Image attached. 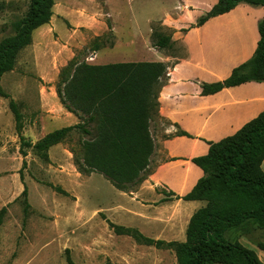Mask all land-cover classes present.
Masks as SVG:
<instances>
[{"label":"crops","instance_id":"1","mask_svg":"<svg viewBox=\"0 0 264 264\" xmlns=\"http://www.w3.org/2000/svg\"><path fill=\"white\" fill-rule=\"evenodd\" d=\"M103 1L105 12L90 13L85 12L82 5L70 10L68 1L57 3L54 0L50 22L34 31L32 44L21 54L28 51L44 82H54L76 56L72 47L54 45L56 38L70 41L71 46L80 49L89 44L94 49L88 58L89 64L162 62L169 66L166 83L159 93L158 117L170 122V126L164 130V135L156 134L154 138L153 170L130 191L117 189L100 174L111 184L108 190L115 201L109 206L93 208L96 228L91 239L95 248L103 242L123 239L136 251L140 245L130 236L117 235L110 228V221L137 229L154 240L185 242L192 216L205 205L203 201L177 198L191 192L204 176V171L193 159L208 154L209 142L234 135L264 111V83L247 82L210 95L202 93V86L227 79L236 67L254 56L260 41L259 23L264 20V6L240 3L230 12L198 25L199 19L218 0H158L151 3L141 0L137 11L114 10L108 0ZM149 9L154 11L153 14L145 11ZM139 17L146 18L144 24ZM58 21L67 22L65 37L58 32ZM155 22H161L173 31L172 40L184 47V56L173 58L153 46L152 24ZM30 59L24 61L27 68ZM19 63L20 56L16 68ZM56 95L67 123H71L70 126L77 124L79 117L69 112L58 93ZM42 100H47L45 93ZM178 129L189 136H171ZM97 227L103 231L102 236ZM254 234L255 241L245 235L239 236L238 241L245 246L246 240L251 243L255 250L247 247L264 263V249L259 247V243L264 244V232L258 230ZM110 252H120V249L113 246Z\"/></svg>","mask_w":264,"mask_h":264},{"label":"trees","instance_id":"2","mask_svg":"<svg viewBox=\"0 0 264 264\" xmlns=\"http://www.w3.org/2000/svg\"><path fill=\"white\" fill-rule=\"evenodd\" d=\"M243 2L264 6V0H218L199 19L198 25L230 12ZM54 4V0H29L27 13L13 23L14 34L0 41V80L16 68L21 52L32 44L34 31L50 22ZM5 7V3H0V14ZM259 32L254 56L236 67L227 79L203 84L204 95L247 82L264 83V20L259 23ZM152 42L155 48L163 50L174 41L172 36L153 30ZM68 66L69 72L64 76ZM68 66L61 70L57 93L62 105L76 114L79 122L56 129L33 143L23 135V114L11 100L22 150L31 148L49 162L50 149L76 131L83 136L81 156L76 161L79 170L99 173L119 190L132 189L151 173L155 152L151 121L158 115L159 93L166 83L169 66L162 62L95 65L86 61H71ZM0 94L8 97L1 88ZM171 136L189 135L178 129ZM209 144L207 155L193 159L204 176L191 192L177 197L205 202L192 216L185 242L154 240L137 229L110 221L109 226L117 235L130 236L139 244L174 251L178 264H264L254 250L229 237L235 230L252 235L258 230L264 232V111L234 135ZM57 191L69 195L62 188ZM22 196L27 211L30 206L27 186ZM6 212L7 207L0 210V225ZM259 247L264 249V244L259 243ZM66 262L76 264L69 249Z\"/></svg>","mask_w":264,"mask_h":264},{"label":"rangeland","instance_id":"3","mask_svg":"<svg viewBox=\"0 0 264 264\" xmlns=\"http://www.w3.org/2000/svg\"><path fill=\"white\" fill-rule=\"evenodd\" d=\"M55 1L58 3L60 0ZM64 1H68L70 10L82 5L85 12L106 11L103 0ZM108 1L114 10L123 8L137 11L141 0ZM149 1L151 3L158 0ZM0 3L6 4L5 10L0 14L1 41L14 34L13 23L27 13L29 0H0ZM145 11L152 12L151 14L154 12L152 9ZM138 20L144 24L146 18L139 17ZM57 26L60 35L65 37L67 22L58 21ZM152 27L163 35L173 34L161 22L153 23ZM54 45L72 47L76 53L72 60L74 63L88 62L94 50L89 44L80 49L78 46H71L70 41L58 38ZM162 51L173 58L182 57L185 53L184 47L178 42L171 43ZM29 59L28 51L23 52L17 68L0 80V88L8 96L0 94V210L7 207L0 225V264H67V249L76 264H178L175 252L170 249L148 248L138 243L140 246L135 251L123 239L103 242L102 246L100 244L95 248L91 239L96 228L93 208L109 206L115 198L108 190L111 184L101 178L100 174L91 175L79 170L76 161L81 156L83 136L80 133L75 131L67 140L54 146L49 151V162L44 161L31 148L25 147L22 150L10 109L11 100L17 103L23 114V135L28 140L34 141L71 124L62 115L59 99L56 98L57 89L61 85L60 75L54 82L42 81L32 59L28 68L24 66V61ZM69 68L63 69L64 76ZM52 92L56 94L53 95ZM43 93L47 100H42ZM4 112L8 114L4 115ZM168 126L170 124L167 121L154 115L151 128L152 132L155 131L153 139L156 134L164 135ZM153 166L150 165L149 172L153 170ZM25 186L28 188L30 205L27 211L22 196ZM57 188L64 189L69 195H63ZM100 230L97 227L102 236L103 231ZM241 234H246L249 240L254 241V234H247L243 230L241 233L235 230L229 237L231 240H238ZM244 244L255 250L247 240ZM113 246L120 249V252H110Z\"/></svg>","mask_w":264,"mask_h":264}]
</instances>
